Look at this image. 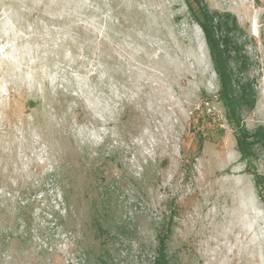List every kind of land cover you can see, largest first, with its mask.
<instances>
[{
	"label": "rangeland",
	"instance_id": "rangeland-1",
	"mask_svg": "<svg viewBox=\"0 0 264 264\" xmlns=\"http://www.w3.org/2000/svg\"><path fill=\"white\" fill-rule=\"evenodd\" d=\"M200 5L237 122L195 3L0 0V264H80L81 230L152 264L167 226L169 264H264V0Z\"/></svg>",
	"mask_w": 264,
	"mask_h": 264
},
{
	"label": "trees",
	"instance_id": "trees-1",
	"mask_svg": "<svg viewBox=\"0 0 264 264\" xmlns=\"http://www.w3.org/2000/svg\"><path fill=\"white\" fill-rule=\"evenodd\" d=\"M186 2L189 4V8L191 10H192V2L195 3L198 7V11L205 18L204 20H199V23L204 32L206 42L209 47V52H210L212 61L214 63L215 70L219 78L220 96L225 102V104L227 105L230 121L232 120V121L237 122V114L235 112V107L239 104V100H238L239 98H241V101L244 100V93L240 91L241 92L240 96L238 97L233 96L234 88L232 87V84H231V76L225 66V63H226L225 55H224L225 50L220 46L222 42L220 40V37L216 35V31L214 29V26L212 25L211 18L206 14L203 6L202 5L199 6V4H201V0H186ZM235 124L238 129L239 128L238 124L237 123ZM245 134L246 133L243 134L241 139L240 137L238 138V149L240 153L242 154V156H245L249 153V146H248V143L246 142L247 136ZM255 135L261 138V135L259 133H256ZM68 215H70V212H68ZM107 217H109L108 213L103 212L102 214H100V216H97L95 219L97 230H98V235L100 236H104L105 229L101 225H99L98 222L100 221L102 222V220H106ZM25 227H26L25 235L22 234L19 236L22 242H25L26 240H30L31 238V231L29 230L30 222L27 223V226ZM69 231L71 232V230ZM170 231H171V228L167 226L165 229V232L158 236L156 255L153 258L152 264H169L167 260V255H166V248H167L166 236H167V233H169ZM80 233L81 235L76 241L77 242L76 251L78 253V260L80 264H89V240H84V238L87 235L85 230H81ZM5 238L9 239L10 238L9 234L4 235V239ZM46 243L48 244V241ZM3 247H4V244H1L0 248L2 249ZM40 252L49 253L51 252V249H49L48 246H43ZM5 253H7V250ZM101 257H103L102 253H101Z\"/></svg>",
	"mask_w": 264,
	"mask_h": 264
}]
</instances>
